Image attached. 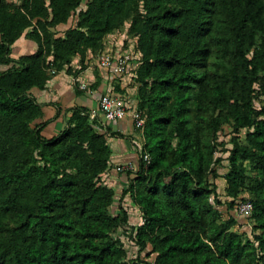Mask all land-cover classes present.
<instances>
[{"label": "trees", "instance_id": "16d2710c", "mask_svg": "<svg viewBox=\"0 0 264 264\" xmlns=\"http://www.w3.org/2000/svg\"><path fill=\"white\" fill-rule=\"evenodd\" d=\"M83 1L0 0V264H127L111 237L129 221L124 197L141 214L130 242L153 255L139 264H264V0ZM127 21L122 43L136 63L127 76L150 162L126 173L114 214L108 138L83 107L67 109L66 127L44 138L49 122L31 91L86 70ZM22 39L35 50L11 59ZM114 81L109 94L131 96ZM225 124L247 130L245 144L230 142L224 180L227 208L252 203L250 234L213 205L208 177Z\"/></svg>", "mask_w": 264, "mask_h": 264}, {"label": "crops", "instance_id": "0c3cea01", "mask_svg": "<svg viewBox=\"0 0 264 264\" xmlns=\"http://www.w3.org/2000/svg\"><path fill=\"white\" fill-rule=\"evenodd\" d=\"M110 37L112 36L110 35L105 38L106 47L111 46V43L107 42V39ZM19 44L16 46L17 48L14 49L15 53L18 52L22 54L24 51L23 46L25 48H30V53H32L36 48V45L31 41L27 46H22L21 42ZM95 65L96 64L94 62H90L89 67L77 76L69 75L65 71L59 72L51 76L43 90L39 91L37 89H33L31 91L32 96L42 108L43 117L40 122H49L42 130V136L44 138H52L58 135L66 127V121L70 115L68 112H65L67 109L73 107H83L86 108L88 112L99 110L100 97L107 94L114 88L113 85L116 83V81H114L115 79L113 77H107L103 72L96 68L98 70L97 77L99 78V85L97 88L93 89L91 93L82 92L78 94L76 92V86L72 83L73 77L94 83L97 79L96 72H94ZM72 67L73 69L78 67V58L73 60ZM130 82L131 79L126 76L120 84V88L126 90L129 94L134 93V91H132V87L130 86ZM130 99L132 101L136 100L133 96H130ZM106 124L110 133L113 132L121 135V137L110 136L109 139H107L112 155L108 169L105 173V179L117 196L118 194H121V191L124 188H126L125 185H127L128 178L125 176L126 173H119L120 175H118L115 171V167L127 162H135L136 154L131 140L134 139L136 133L132 129L130 119L108 122Z\"/></svg>", "mask_w": 264, "mask_h": 264}, {"label": "rangeland", "instance_id": "374dc122", "mask_svg": "<svg viewBox=\"0 0 264 264\" xmlns=\"http://www.w3.org/2000/svg\"><path fill=\"white\" fill-rule=\"evenodd\" d=\"M7 1L12 2L14 5H19L21 2V0H7ZM87 1L88 0H84L81 6L84 7L85 3ZM128 26H129V21H127L120 29L112 32L111 33L112 37L108 38L107 42L112 43L114 41L113 43L114 44L117 43V46L119 48L123 49V47H124L123 50L126 52L127 42L124 44L125 46H123L122 42L126 39ZM24 37H25V33H24ZM131 39L132 38L130 37L127 41H129ZM28 44H30L29 40H27V39L21 40L22 46L23 45L27 46ZM17 45H18V43H17ZM17 45H13V50L10 53L11 59H17V57L19 55H21L18 52L17 53L14 52V49L17 48L16 47ZM129 45L130 44H128V47H129ZM23 50L24 51L22 52V54H29L30 53V48H28V47L25 48L23 46ZM130 86L132 87V91H134V93H130V94H131V96H133V98H135V96H136L135 91L137 90V88H136L137 85L130 82ZM135 101L136 100L132 101L134 105H135ZM253 103H254V107H256V108L260 107L262 104L261 96L260 95L256 96L255 99L253 100ZM246 133H247V130H240L238 133H234L231 125H227V124L223 125L221 131L218 133L216 140H215V142L217 144H222L221 146L218 147V149H217L218 151L216 153V157H218V158L221 157V162L219 164L215 165V167H214L215 173L210 174L208 177V183L210 184L211 187L212 186L215 187L214 193L217 196V200H219V202H220V205H216V203H214L213 205H215V207L220 212V214L222 216V221H225L228 217L235 218V220H236L235 221L236 222L235 231L238 233H241V234L242 233L243 234H250L251 222L249 219L237 216L235 211H234V208H231V209L227 208V204L229 202V199L226 195L224 176L229 170V164L227 162V156H228V151L232 147V145L230 143L232 138L235 137L238 139V141L240 143L245 144L246 143V140H245ZM134 140L132 139L131 143H133ZM117 174L120 175L119 173H117ZM104 183L109 186V183H107V181H104ZM126 186L127 185H125V187ZM109 187H111V186H109ZM115 195H116V193H115ZM120 196H121V194L120 195L118 194L116 196L115 204L113 205V208H112L114 214H116V213L118 214V208H119V206H121L120 201H119ZM211 198H213V195L211 196ZM122 206L125 208V212L127 213V217H128L129 221L126 224H124L122 227L117 228L111 234V237L114 240H118L119 244L123 247V249L125 251L123 261L127 264H139L141 261L140 259H143L144 261H147V262H152L153 255H151L150 257H146L145 253L139 255L137 252V248L134 247L130 242L132 228H134L138 223H141L140 222L141 221V214L139 213L138 209L128 201V198H126V197H124V199H122ZM8 225H9L8 226V228H9L11 224L9 223Z\"/></svg>", "mask_w": 264, "mask_h": 264}, {"label": "built area", "instance_id": "2783aa9c", "mask_svg": "<svg viewBox=\"0 0 264 264\" xmlns=\"http://www.w3.org/2000/svg\"><path fill=\"white\" fill-rule=\"evenodd\" d=\"M114 42V41H113ZM111 43L110 47L105 49L95 58V64L99 71L107 77L121 78V81L127 76L128 72L136 67L135 59L129 51H124L117 46V43ZM106 44V42H105ZM116 45V46H115ZM131 56H130V55ZM72 83L77 89L91 93L89 90L91 81L80 80L73 77ZM89 119L94 121L95 130L110 137L107 129L108 122H116L124 119H130L132 129L136 133L132 143L135 150V162H127L115 167L116 173H127L134 175L138 169L139 162L145 165L150 162L149 155L143 153L142 129L144 127V118L141 111L136 109L132 100L128 96L111 95L109 93L102 95L99 99V110L88 112ZM138 135V136H137ZM106 181V179H104ZM234 211L237 216L249 219L252 213V203L249 200L237 201L234 205Z\"/></svg>", "mask_w": 264, "mask_h": 264}]
</instances>
